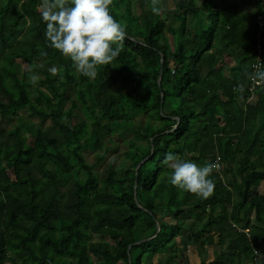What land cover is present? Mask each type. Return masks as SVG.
I'll use <instances>...</instances> for the list:
<instances>
[{"label": "trees", "instance_id": "trees-1", "mask_svg": "<svg viewBox=\"0 0 264 264\" xmlns=\"http://www.w3.org/2000/svg\"><path fill=\"white\" fill-rule=\"evenodd\" d=\"M226 2L182 0L170 20L151 11V0H113L126 38L94 79L50 47L41 0L0 5V264H151L157 253L167 254L162 264H182L185 231L201 253L215 236L233 246L209 264H254L257 250L264 264V194L253 189L264 181V89L250 98L247 75L264 0L253 13H240L244 0L231 10ZM26 110L39 122L25 121ZM140 114L148 118L134 127ZM119 131L134 133L130 163L100 177L104 138ZM84 150L97 152L95 162ZM169 152L221 163L208 198L169 182Z\"/></svg>", "mask_w": 264, "mask_h": 264}, {"label": "clouds", "instance_id": "clouds-1", "mask_svg": "<svg viewBox=\"0 0 264 264\" xmlns=\"http://www.w3.org/2000/svg\"><path fill=\"white\" fill-rule=\"evenodd\" d=\"M112 4L113 0H41L37 6L46 24L45 36L50 47L69 58L80 75L94 79L98 67L113 65L122 51L126 30L111 15ZM151 11L161 14L160 0H151ZM41 54L47 55L46 52ZM255 68L247 74L248 79L253 84H264V66L256 65ZM51 72L56 75L58 70L52 68ZM38 79L35 74L29 76L34 86ZM234 91L242 94L244 85H238ZM162 164L172 170L169 182L181 192L202 198L213 193L215 184L210 176L219 168L218 160L200 166L169 152Z\"/></svg>", "mask_w": 264, "mask_h": 264}, {"label": "rangeland", "instance_id": "rangeland-1", "mask_svg": "<svg viewBox=\"0 0 264 264\" xmlns=\"http://www.w3.org/2000/svg\"><path fill=\"white\" fill-rule=\"evenodd\" d=\"M166 2H162V13H163V17H170V20H172V15L174 12L179 11L180 10V4L182 0H165ZM256 0H244V3H241L240 5V13L241 12H250L253 13L255 11V7H256ZM6 0H0V5L2 3H5ZM197 2L199 3L200 0H197ZM233 2L234 0H227V5H229L230 10L233 9ZM232 5V6H230ZM136 7V6H135ZM137 9V8H136ZM137 11L139 12V10L137 9ZM254 32V30H253ZM169 35V39L172 41L173 37L171 34ZM18 61H20L23 65V69H28V64H26V62H24L22 59H19ZM40 62V60H36V62ZM42 62V61H41ZM52 68H58L57 66L53 65L50 66V69ZM39 76V73L37 74ZM41 76V75H40ZM73 88H70L68 90V95H72L73 96ZM70 106V101H67V104L65 105V107H69ZM77 110V109H76ZM23 119H25V121L30 120H35V122H39V120L37 119V117L31 116L30 117V111L26 110L25 112L22 111L21 112ZM20 114V115H21ZM147 116H145L144 114H140L138 115L136 118H134V127H137L138 124H143L146 120H147ZM16 117H13V120H10L7 123V126L10 125V123L15 122ZM47 123H50V120H47ZM122 131V129L120 130ZM117 132L113 135H109L106 136L105 139V151H99V152H104V160L98 164L96 166V171L98 173V175L100 177H102L103 175L105 176L109 170V168H111L112 166H118V165H122L124 163H130V160L126 157V151L129 150L130 146V141L133 140V136L134 133L132 131H126V133L123 135L121 132ZM104 150V148L102 149ZM84 154H85V158L88 161V163H93L96 160V156H97V152L92 151V150H84ZM224 166V165H223ZM220 172H222V170H220ZM231 177V175H229ZM225 176H223L224 178ZM232 187V185H231ZM255 192H259L261 194H264V181L258 186V187H253ZM250 218L253 220V222L257 223L256 221V213L255 211H252ZM183 222L184 224H188L189 222H192V220L188 221L186 218H183ZM259 225L264 226L261 223H258ZM180 239L179 243L181 245L178 253H180L182 255V260L181 263L182 264H201V259L203 258L202 255H205V252L203 254V251L201 253L200 248L197 246V244L195 243L194 240L189 239L188 238V232L185 231L182 235H180L178 237ZM218 241V237L215 236V244L217 246H214L218 251L225 252L227 251V248H223L220 246V244L217 242ZM219 248V249H218ZM213 246H209V248L207 249L208 254H206V261L207 263H211L213 261V259L216 257L215 254H217V252H213ZM206 250V248H205ZM232 252V251H231ZM231 254V253H230ZM167 254H156L155 256H153V264H160L162 263L165 259H166ZM263 257V254L261 253V251H256L255 254V258L253 259V263L254 264H259V259ZM205 261V262H206ZM92 264H100L99 261L94 260ZM231 264V263H229Z\"/></svg>", "mask_w": 264, "mask_h": 264}, {"label": "built area", "instance_id": "built-area-1", "mask_svg": "<svg viewBox=\"0 0 264 264\" xmlns=\"http://www.w3.org/2000/svg\"><path fill=\"white\" fill-rule=\"evenodd\" d=\"M257 23H258V33H257V41L255 44V59L252 63V72L256 70L255 66L256 65H261L264 66V8L259 12L257 15ZM250 81V80H249ZM250 98H253L256 94L257 91L264 89V84H253L250 81ZM219 168L217 169L218 171L221 169V163L219 162ZM247 235H250V229L245 228L242 229ZM256 253V251H255Z\"/></svg>", "mask_w": 264, "mask_h": 264}, {"label": "crops", "instance_id": "crops-1", "mask_svg": "<svg viewBox=\"0 0 264 264\" xmlns=\"http://www.w3.org/2000/svg\"><path fill=\"white\" fill-rule=\"evenodd\" d=\"M188 221L190 220H192L191 218H190V216L188 217V218H186ZM189 223H191V222H189ZM209 246L211 247V246H213V252H214V254H215V252H217V249L214 247V246H217V245H206V250H203V254H204V252H205V255H202V257H204V258H206V254H208V252H207V249L209 248ZM221 247H222V249L225 247V248H227V251H225V253H233V246L232 245H225V246H222V245H220ZM219 249V248H218ZM232 251V252H231ZM221 252H222V250L221 251H218L217 252V254H215L216 255V257L213 259V260H215L220 254H221ZM157 254H165V253H157ZM156 255V254H155ZM154 255V256H155ZM152 259H153V257H152ZM201 261H202V259H201ZM205 261H206V259H205ZM206 264H208L207 263V261L205 262ZM151 264H153V260L151 261ZM160 264H162V263H160Z\"/></svg>", "mask_w": 264, "mask_h": 264}, {"label": "water", "instance_id": "water-1", "mask_svg": "<svg viewBox=\"0 0 264 264\" xmlns=\"http://www.w3.org/2000/svg\"><path fill=\"white\" fill-rule=\"evenodd\" d=\"M162 71V70H161ZM161 71H160V76H159V78H158V80L160 81L161 80ZM163 102V101H162ZM161 110H162V104H161ZM152 150H153V146H154V144H153V140H152ZM148 159V157H146V158H144V159H142L140 162H139V164L137 165V167H136V178L138 177V169H139V167H140V165L145 161V160H147ZM136 189H137V179H136V181H135V191H136ZM135 199H136V202H137V197H136V195H135ZM138 203V205L140 206V207H142L140 204H139V202H137ZM156 222H157V232L160 230V226H159V223H158V221L156 220ZM156 235H154V236H152V237H149V238H147V239H143V240H141V241H139V242H145V241H148V240H150V239H152L153 237H155Z\"/></svg>", "mask_w": 264, "mask_h": 264}]
</instances>
